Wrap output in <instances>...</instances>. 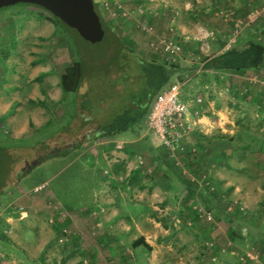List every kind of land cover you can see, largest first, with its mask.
<instances>
[{
    "label": "rangeland",
    "instance_id": "1",
    "mask_svg": "<svg viewBox=\"0 0 264 264\" xmlns=\"http://www.w3.org/2000/svg\"><path fill=\"white\" fill-rule=\"evenodd\" d=\"M95 1L104 21L121 39L129 40L130 59L158 66L165 80L146 84L139 74L146 78L147 69L136 62L129 69L132 78L123 84V95L102 108L96 101L98 87L107 88L106 94L110 84L118 82L114 74L119 69L110 60L115 49L107 36L89 42L72 29L56 27L48 12L35 5L15 3L0 8V264H126L130 259L149 264L161 250L171 252L168 259L173 264H264V155H244L261 152L264 143V54L256 67L238 70L240 76L233 73L237 70L215 71L206 66L217 54L241 50L250 40L264 46V38H258L264 26V0H226V9L212 16L205 13L211 0L197 3L204 6L197 11V18L207 26L204 37L178 27L188 15L184 7L179 14L174 12L175 0ZM148 8H161L162 19L151 25L140 23ZM249 12L252 23L246 20ZM235 17L242 20L238 27ZM157 39L181 42L175 60L154 52L150 42ZM76 61L90 67L80 91L89 85L88 75L95 83L79 95L63 92L60 86L63 70ZM172 82L182 83L181 97L189 106L191 121L197 117V107L201 104L205 109L211 100L234 107L237 134L243 135L235 134L233 141H221L226 143L217 148L219 152L226 144L231 148L234 156L229 157V166L238 173H231L228 180L236 182L239 191L229 192L225 185H214L208 175L199 174L200 189L192 180L196 187L191 195L170 197L175 202L165 206L159 203L161 190L152 188L160 178L152 167L129 175L127 167L114 170L113 163L121 159L118 153L125 149L132 159L135 152L146 154V159L137 158L140 168L146 167V161L150 164L147 150L158 143L147 116L156 93ZM142 89L149 91L144 110L127 109L126 100ZM77 102L95 110L102 124L114 121L113 132L80 143L93 134L99 120L92 121L89 113H76ZM118 143L120 148H116ZM65 147V152H51ZM5 148L10 155L5 156ZM100 149L103 154L98 157ZM127 178L148 189H125ZM99 186L103 187L99 190ZM124 192L127 200L144 203L149 217L128 220L130 234L118 241L112 233L122 230V223L114 220L108 225L100 215L115 214L108 202ZM200 208L211 216L198 212ZM85 229L89 239L80 234ZM239 229L240 237L230 234ZM138 236L147 238L150 250L142 244L130 245Z\"/></svg>",
    "mask_w": 264,
    "mask_h": 264
},
{
    "label": "crops",
    "instance_id": "2",
    "mask_svg": "<svg viewBox=\"0 0 264 264\" xmlns=\"http://www.w3.org/2000/svg\"><path fill=\"white\" fill-rule=\"evenodd\" d=\"M133 1L138 2L137 0H133ZM181 1L182 3H180V0H175L176 8H174L175 11L174 10L173 11L179 14L180 8L184 7L186 9V14L188 15V18L185 19L186 21L183 20L182 22L178 23V27H180L182 31L185 30L189 31V33L194 34L195 37L196 36L204 37L205 31L207 30V26L203 23V21L197 18V11L204 10V8H201L204 6L198 5L199 3H201L202 0H181ZM225 3L226 0H213V1L211 0L210 1L211 5L206 6L207 12L205 13H209L208 15L211 14V16L212 14L217 15L218 11H223L226 9V8L223 9V4ZM137 4L138 3H136L135 5ZM181 4H183V6H181ZM124 9L125 8H123L122 10L123 13H124ZM139 11H143V10L139 9ZM161 14H163L161 8L159 10H153L150 8L145 9V15L144 17L142 15V20H140L139 22L140 23L147 22L148 24L151 25L153 22H157V21L159 22L162 19V16H160ZM205 15L207 16V14ZM220 17L222 18V16ZM220 17L217 18L222 20L223 18L221 19ZM219 24L218 27L222 25L221 23ZM193 28H196V30H192ZM207 67L210 70L212 69L215 71L227 70L223 68H213L210 66ZM233 73H236V76H240L238 71L237 72L234 71ZM208 103H209L208 109L210 110L211 114L215 116V118H211L209 115H205L204 113H201V111L204 110L202 108L203 106L197 107V110H195L197 114L195 120L197 121L195 122L194 125L195 129H193V131L190 134H188L186 138V145H187L186 151L183 152L176 151L175 153H172L158 144L159 147L155 146V149L151 148L150 150H147L148 160L150 161V164H147L146 161L145 162L146 167L140 168L142 166L138 163L137 158L140 160L141 158L146 159V154H142V155L140 154L141 155L140 156L137 155L138 153L135 152L133 153L134 155L133 158L134 157L135 158L132 159V158H128L129 156H131V153L128 152L129 150L127 151V149H125L124 151L118 153V156L121 157V159L119 160V164L115 162L113 163L114 170L118 166H121L120 168L124 167V169L127 167L129 170L126 172V174L129 175L131 174V172L141 173L143 169L152 167V169L154 170V171L151 170L152 172H155V174L156 173L160 174L159 175L160 178L157 177L158 181L157 180L155 181L158 183H152V188L157 187L161 190L160 191L161 195L159 196L160 198L159 203L164 204L165 206H167V204H171L172 202H175V200H171L170 197L177 199V198H181L182 195L184 196L191 195L193 190L192 187L199 186L198 178H196L197 175L199 174L208 175L211 178V181L214 183V185L215 184L225 185L226 187L225 190L229 192L232 190L239 191V187H237V185L234 184L236 182H232L228 180L231 173L233 172L238 173V169L236 167H232V169H230L229 166L228 159L229 157L234 156V154L231 153L230 151L231 148L228 146V144H226L225 146V148L227 147L226 149L223 147L221 148V152H219L220 149L217 148V147H221L222 144L226 143V142L222 143L221 141L224 140L228 141L229 139L233 141L236 138V135L238 137H240V134L243 135L242 133L239 132H238L239 134H237L238 124L236 123V120L233 118L234 115L233 112L235 111V109L233 106L229 107L227 104L226 105L220 104L214 100L208 101ZM200 113L201 116H199ZM230 124H232V126H230ZM226 133H230V134H226ZM233 134L234 137L232 136ZM263 144L264 143H262L261 145L262 146L261 152H252L253 151L252 150L248 152V154H244V152L242 154H244L246 157L248 156L253 157L256 155V157L259 158L260 156L264 155ZM241 149H243L242 146ZM243 151L246 152V150ZM112 152L114 153V150H112ZM102 154L103 153L100 149L97 152V156L100 157V155ZM114 160L118 161V159H114ZM216 173L218 174L217 176H215ZM192 180L196 181L195 182L196 186L192 183ZM129 181L130 179L128 178L124 181L125 189H133V190L148 189L147 185L145 186H142V184L134 185L132 182L130 183ZM102 187L103 186H99V190ZM198 189L200 188L198 187ZM124 193H125L124 195H122L121 193L122 195L121 197H119L116 194L115 196L117 197H114V200H112L113 202L112 201L108 202V206L110 208L112 209L114 208L113 210L116 209L117 212H115V214L111 213L107 217L105 215H100V218L105 217L104 221L107 224L112 223L114 220H118L119 222L122 223V227H123L121 228L122 230H118V233L116 232L117 234H115L114 232L112 233L113 238H116L118 241H121V238L127 236V234H130L129 233L130 228L127 223L128 220L136 219V217L141 218L142 216L144 217V219H147L149 217L147 215V208L144 203L142 204V202L140 201H131L129 199L127 200L126 198L127 192ZM73 211L75 210L73 209ZM86 230L88 229H85V232L83 233L81 232L80 234L82 237H87L89 239L90 236L88 234V231ZM76 232H78V230ZM145 241H148L147 238L145 239ZM89 246L91 248H94L93 243H91ZM108 249H110V247H108ZM170 253L171 252H168L167 250H161V252L156 253L157 255L154 256V260L151 259L149 261V264H173L168 259V255H171ZM134 259L135 257L133 258V261ZM131 260L132 259H130L129 262L126 261V264H129L130 262H131L130 264H137V263H132ZM146 264H148V262Z\"/></svg>",
    "mask_w": 264,
    "mask_h": 264
},
{
    "label": "trees",
    "instance_id": "3",
    "mask_svg": "<svg viewBox=\"0 0 264 264\" xmlns=\"http://www.w3.org/2000/svg\"><path fill=\"white\" fill-rule=\"evenodd\" d=\"M27 4L35 5V4H32V3H27ZM93 5H94L95 11L99 15L102 27L104 29L103 38L105 36H107L110 39L109 41H110L111 45L115 49V57H113V59H110L111 62H112V65L113 66H117L116 68H119L116 71V73L114 74V80H118V82L117 83H111L109 91H107L106 94H104V93H105L107 88L102 89L101 87H98V89H100V90L99 91L97 90V92H99L98 96H100V97H98L96 95L97 96L96 101L98 100L99 106L103 108V107L106 106L108 101H111L112 99L117 98L121 94L123 95V93H124L123 84H124V82H127L130 78H132L131 77V73L129 72V69L136 62L139 63L140 65H143L145 67V69H147L146 71L148 73V76H146V78H144L145 75H143L142 72H140V74H139V77L144 79L146 84H148V83L156 84V83L159 82L160 79H162V82H163L165 79H163L162 77L159 76V72H161V71H159V67L158 66H152V64H149V63H147V64L144 63L143 64V62H141L140 60L132 61L130 59L129 54L127 52L128 51V48H127L128 46H126L128 44L127 41H129V40H127L126 37H125L126 41L121 39L117 35V33L114 32L112 30V28L104 21L102 15L100 13L98 4H97V2L95 0H93ZM35 6H38V5H35ZM38 7H40V6H38ZM48 18L53 22V24L56 27L57 26H64L65 28H67V29L69 28L70 30L72 29V30H74L76 32L75 29L67 26L59 18L53 16L49 12H48ZM263 54H264V46L262 45V43L254 42V41L250 40V42L247 43V45L244 46L241 50L229 49V50H226V51H224V52H222L220 54H217L216 56H214L213 58H211L207 62L206 66H210V67H213V68H223V69H227V70H231V69L232 70H237V71L239 70V71L242 72V71H244L246 69H249V68H252V67H256L257 63L260 61V59H262V55ZM84 64L85 63L82 62V61H76V62H73L70 66L66 67L63 70L62 74L60 75V86H61V89L63 90V92H71V93H76L77 92V95H79L81 92H84V90H86L87 88L88 89L86 91H90V87L94 86L95 83H93L90 75H88V78L90 79V83H89V85H87L85 87V89L83 91H80V88H81V86H82V84L84 82V78L86 76V74H85L86 70L88 71L90 69L89 66H84ZM125 67H126V69L128 71L126 69H124ZM125 70H126V72H125ZM145 87L143 89H145ZM143 89L140 90V91L138 90L137 93L134 94L135 96L131 97V100H126L125 104L127 105L126 106L127 109L132 110V111L138 110V112L144 110L145 104L148 103V97L146 95L148 94L149 91L148 92H144ZM156 94H159V93H156ZM118 105L121 106V103H119ZM205 106H206L205 109H204L205 111L204 112L201 111V113H204L205 115H209L211 118H215V116L212 115L210 110L208 109V106L207 105H205ZM75 111H76V113H78V112L89 113V115L91 117H93V118H91L92 121H94V120L96 121V119L97 120L100 119L99 116L95 115L96 114L95 110L93 112V109H89L88 106H83L82 107L81 103H79V102H77V104H76V110ZM118 112H120V111H118ZM119 115H121V113H119L118 115L116 114L115 116L117 117ZM121 119H123V118H121ZM113 122L114 121H112L111 124H109V123L102 124V122H100V120H99V122L97 121V128L92 131L93 134L92 135H86L85 137H83L81 139L80 143L83 142L84 140L90 138V137L92 138V137H99V136H103V135H110L113 132V129L115 127L112 124ZM108 125H110L112 127H110ZM161 147H163V146H161ZM65 149H68V147L67 148L65 147L64 149H61V150L58 149L57 151H51V152L52 153L53 152H57V153L65 152L66 151ZM5 150L7 152V154L5 156L10 155L8 153V149L5 148ZM45 155H47V154L44 153V155L42 157H40V158L45 157ZM10 159H11V157H10ZM193 189H195V187ZM204 205L207 207V203L204 202ZM207 208H209V206ZM230 234L233 235V236L240 237L242 235V229H239L238 231L230 230ZM140 244L144 245L148 250L151 249V246L147 242H145L144 237H142V236H139L138 238L133 240L132 243H131V245L133 247H136V246H138Z\"/></svg>",
    "mask_w": 264,
    "mask_h": 264
},
{
    "label": "built area",
    "instance_id": "4",
    "mask_svg": "<svg viewBox=\"0 0 264 264\" xmlns=\"http://www.w3.org/2000/svg\"><path fill=\"white\" fill-rule=\"evenodd\" d=\"M108 3L106 1L104 5H108ZM116 7L120 8L121 6L116 4ZM252 15V12L246 15V20L250 23L254 22ZM233 21L236 27L242 23V20L236 17ZM142 28L149 30L150 27L147 28L146 25H143ZM262 29L258 38H264V26ZM180 43L178 40L157 39L150 42V47L154 52L164 54L167 59L175 60L181 48ZM181 86L182 83L179 82H173L166 86L156 96L147 116V125L154 140L172 153L186 151V138L193 131L196 122L189 119V106L181 97ZM197 101L200 102L201 99L197 98ZM200 106L202 105L200 104ZM121 145V143L116 144V148H120ZM205 183L208 184L206 179ZM198 212L207 218L211 216L210 211L206 209L200 208Z\"/></svg>",
    "mask_w": 264,
    "mask_h": 264
},
{
    "label": "water",
    "instance_id": "5",
    "mask_svg": "<svg viewBox=\"0 0 264 264\" xmlns=\"http://www.w3.org/2000/svg\"><path fill=\"white\" fill-rule=\"evenodd\" d=\"M15 3L38 5L59 18L85 40L95 43L102 40L104 29L93 0H0V8Z\"/></svg>",
    "mask_w": 264,
    "mask_h": 264
}]
</instances>
